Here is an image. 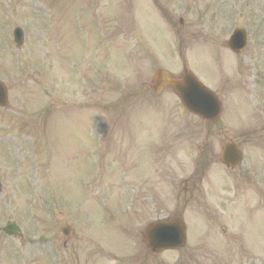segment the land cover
I'll list each match as a JSON object with an SVG mask.
<instances>
[{"label":"rangeland","instance_id":"374dc122","mask_svg":"<svg viewBox=\"0 0 264 264\" xmlns=\"http://www.w3.org/2000/svg\"><path fill=\"white\" fill-rule=\"evenodd\" d=\"M234 26L247 33L239 55L225 46ZM158 68H189L219 97L218 122L150 93ZM0 82V229L22 231H0V264H264V0H0ZM226 139L244 154L234 170L217 163ZM145 147L149 185L137 181ZM193 173L183 210L175 194L149 199ZM176 214L184 247L149 256L145 226Z\"/></svg>","mask_w":264,"mask_h":264},{"label":"water","instance_id":"95a60500","mask_svg":"<svg viewBox=\"0 0 264 264\" xmlns=\"http://www.w3.org/2000/svg\"><path fill=\"white\" fill-rule=\"evenodd\" d=\"M19 42V41H18ZM245 46V35L242 30L236 31L228 42V47L240 52ZM157 78L172 86L182 101L184 107L190 112L207 120L216 119L221 107L216 97L205 89L190 73H185L181 80L173 79L163 71H159ZM6 91L0 85V105L5 104ZM233 152V158L237 157V151L233 145H228ZM224 161H227L226 159ZM8 234H18V231L7 227ZM185 239L184 227L178 219L167 223H158L151 226L146 233V243L149 250L157 253L160 250L176 248L183 245Z\"/></svg>","mask_w":264,"mask_h":264},{"label":"flooded vegetation","instance_id":"af4514ba","mask_svg":"<svg viewBox=\"0 0 264 264\" xmlns=\"http://www.w3.org/2000/svg\"><path fill=\"white\" fill-rule=\"evenodd\" d=\"M208 162H209V159H206L205 162H203V163H201V164L199 165V170H200L201 172L203 171L204 167H206V166L208 165ZM192 177H194V178L198 177V179H197V180H193V179H191V180H189V181L187 182L188 184L184 185V191H183V195H184V196L187 194V192L191 191V189H189V186H190V188L192 187L193 189H195V188H196V185H197L198 183H200V180L202 179V175H197V174H195V175L192 176Z\"/></svg>","mask_w":264,"mask_h":264}]
</instances>
